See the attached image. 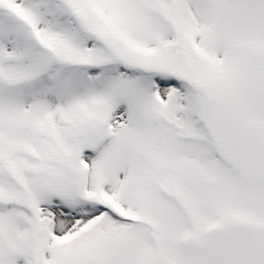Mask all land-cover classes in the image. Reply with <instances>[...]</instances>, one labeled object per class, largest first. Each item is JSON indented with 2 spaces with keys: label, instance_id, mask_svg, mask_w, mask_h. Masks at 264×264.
I'll return each mask as SVG.
<instances>
[{
  "label": "snow or ice",
  "instance_id": "snow-or-ice-1",
  "mask_svg": "<svg viewBox=\"0 0 264 264\" xmlns=\"http://www.w3.org/2000/svg\"><path fill=\"white\" fill-rule=\"evenodd\" d=\"M0 264H264V0H0Z\"/></svg>",
  "mask_w": 264,
  "mask_h": 264
}]
</instances>
